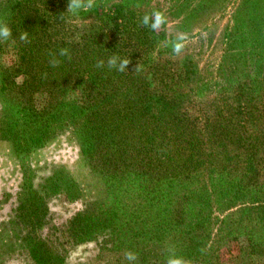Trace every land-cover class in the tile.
Here are the masks:
<instances>
[{"label":"trees","instance_id":"1","mask_svg":"<svg viewBox=\"0 0 264 264\" xmlns=\"http://www.w3.org/2000/svg\"><path fill=\"white\" fill-rule=\"evenodd\" d=\"M67 5L68 0H0V18L12 30V37L0 43V93L12 110L1 123L2 134H9L5 141L19 152L42 149L67 120L66 127L74 129L79 160L119 190L113 192L115 198L135 194L129 205L120 207L119 215L106 214L97 225L111 224L116 218L114 230L119 221L131 230L136 226L133 231L140 242L125 247L138 246L134 252L142 261L150 258L164 264L171 241L163 235L170 232L175 233L170 234L173 243H180L176 249L186 255L207 249L209 264L231 239L246 242L248 259L264 256L262 233L247 230L246 223L243 231L235 227L207 239L210 214L193 208L195 201L201 204L204 199L212 206L211 195L228 198V207L246 205V200L238 201L245 191L261 190L264 127L253 134L248 124L264 122V89L252 86L247 75L234 80L235 75H222L215 68L200 91L190 86L189 65L178 69L166 58L163 65L159 62L164 59L153 60L146 74L137 75L136 65L149 57L151 29L141 24L144 15L114 5L108 21L76 28L78 34L68 40L52 37V24L71 14ZM116 20L123 21V28L112 29ZM23 31H28L30 43L19 40ZM120 33L126 36V45L116 42ZM61 48L70 50L71 59L58 55ZM50 53L61 61L58 67L49 64ZM112 55L130 59L125 72L107 67ZM101 59L105 66L97 68ZM48 182L47 191L55 192L63 179ZM217 182L225 183L229 191L213 187ZM196 183L201 185L193 191L190 186ZM42 205L39 211L46 210ZM37 219L41 221L40 216ZM94 222L91 217L75 222L70 236L90 234ZM151 230L160 231V238L150 237ZM146 238L149 241L142 242ZM207 242L211 248L205 247Z\"/></svg>","mask_w":264,"mask_h":264},{"label":"rangeland","instance_id":"2","mask_svg":"<svg viewBox=\"0 0 264 264\" xmlns=\"http://www.w3.org/2000/svg\"><path fill=\"white\" fill-rule=\"evenodd\" d=\"M114 5H126L140 15L158 10L166 17V23L159 30L148 33L149 57L140 64L137 75L146 74L148 64L161 58L164 61L159 62L160 65L165 64L166 59L178 69L189 65L193 73L190 86L200 91L206 85L202 81L209 79L215 68L221 69L222 75H235L234 80L247 75L253 80L252 86L264 89V0H96L93 12L70 14L67 20L53 23L50 35L71 39L78 34L76 28L83 30L91 24L108 21L114 14ZM123 24L122 20L113 21L112 29L123 28ZM180 33H187L188 40L183 51L176 55L171 44ZM117 37L116 42L126 45L123 33ZM198 75L201 78L194 82ZM11 113L10 105L0 93V264H128L124 251H135L138 246L132 250L125 245L135 240L140 242L133 231L137 227L132 225L131 230L119 221V228L114 230L116 218L104 226H98L97 221L106 214L119 215L120 207L129 205V198L135 194L131 196L128 192L126 196L115 198L113 192L120 193L119 190L99 179L79 160L74 129L66 127L67 120L59 124L60 133L50 138L42 149L17 151L12 142L4 139L9 134H2L1 130V123ZM248 125L254 134L264 127V122L251 120ZM57 177L63 179L61 186L55 192L47 191L48 179ZM260 182L261 190L251 192L248 188L245 196L238 200H246V205L235 202L228 207V198L221 200L218 195H211L212 206H207L206 199L201 204L193 203L195 210L201 208L210 214L211 219L206 220L211 221L207 239L212 233L218 238L235 227L243 231L246 223L247 230L254 228L264 238V176ZM200 185L192 184L190 189L194 191ZM213 187L221 188L223 193L229 191L225 183L217 182ZM42 203L44 212L39 211ZM89 217L95 221L92 232L82 233L77 238L70 236L75 222ZM159 232L151 230L149 236L159 239ZM170 234L175 235L170 232L163 237L171 241L169 245L177 255L191 259L192 264H209L207 249L197 248L186 255L180 248L176 249L180 243L174 244ZM149 238L142 242L147 243L145 240ZM207 244L211 248L209 242L205 247ZM246 249L242 238L226 241L220 246L214 264H264V256L248 259ZM119 254L123 257L121 261ZM168 255L169 252L164 257L167 259ZM135 264L159 263L148 258L138 259Z\"/></svg>","mask_w":264,"mask_h":264},{"label":"clouds","instance_id":"3","mask_svg":"<svg viewBox=\"0 0 264 264\" xmlns=\"http://www.w3.org/2000/svg\"><path fill=\"white\" fill-rule=\"evenodd\" d=\"M96 4V0H68L67 11L71 14H78L80 11L91 10ZM166 23L165 15L160 11H153L151 14H145L142 17L141 24L143 26L149 27L153 31L159 30ZM12 37V30L5 19L0 18V43L7 42ZM19 40L24 43H30L28 31H23L19 33ZM188 40L187 33H180L177 35L176 40L172 42V51L174 54L179 55L185 48L186 41ZM58 55L60 57H68L71 59L70 50L67 48H61ZM51 59L49 64L52 67H58L61 61L58 59L57 55L50 53ZM130 64L129 58L121 59L117 55H112L107 59V67L109 69H116L119 72H125ZM97 68H103L105 66L104 60H98L95 65ZM141 70V65L137 64L134 72H139ZM47 74L45 73V77ZM204 251V249H201ZM169 255L166 259V264H192L191 259L185 258L181 255H177L174 248L170 247L168 249ZM125 260L128 264H135L138 260V254L134 251L128 250L124 253Z\"/></svg>","mask_w":264,"mask_h":264}]
</instances>
